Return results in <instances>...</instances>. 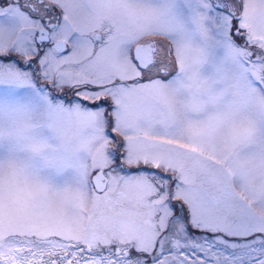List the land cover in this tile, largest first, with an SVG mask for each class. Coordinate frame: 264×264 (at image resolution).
<instances>
[{
  "label": "snow or ice",
  "instance_id": "6c2138e0",
  "mask_svg": "<svg viewBox=\"0 0 264 264\" xmlns=\"http://www.w3.org/2000/svg\"><path fill=\"white\" fill-rule=\"evenodd\" d=\"M0 264H264V0H0Z\"/></svg>",
  "mask_w": 264,
  "mask_h": 264
},
{
  "label": "rangeland",
  "instance_id": "374dc122",
  "mask_svg": "<svg viewBox=\"0 0 264 264\" xmlns=\"http://www.w3.org/2000/svg\"><path fill=\"white\" fill-rule=\"evenodd\" d=\"M59 94V93H58Z\"/></svg>",
  "mask_w": 264,
  "mask_h": 264
}]
</instances>
